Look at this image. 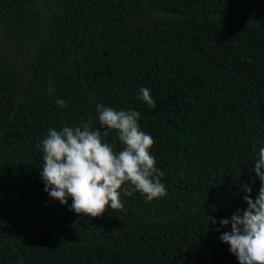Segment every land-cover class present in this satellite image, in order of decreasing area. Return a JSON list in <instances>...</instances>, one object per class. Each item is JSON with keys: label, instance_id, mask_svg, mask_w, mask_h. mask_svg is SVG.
Returning <instances> with one entry per match:
<instances>
[{"label": "trees", "instance_id": "1", "mask_svg": "<svg viewBox=\"0 0 264 264\" xmlns=\"http://www.w3.org/2000/svg\"><path fill=\"white\" fill-rule=\"evenodd\" d=\"M0 27L28 56L24 78L0 60V264H240L219 221L261 187L264 0H0ZM97 104L140 113L165 197L91 217L44 191L38 145Z\"/></svg>", "mask_w": 264, "mask_h": 264}, {"label": "clouds", "instance_id": "2", "mask_svg": "<svg viewBox=\"0 0 264 264\" xmlns=\"http://www.w3.org/2000/svg\"><path fill=\"white\" fill-rule=\"evenodd\" d=\"M137 99L155 108L150 90L141 86ZM61 107L66 101L57 99ZM99 128H93L89 120L81 126H63L60 130L49 128L41 141L43 163L40 176L44 191L61 204L73 203L69 210L77 214L98 217L110 205L111 210L123 208L120 190L124 195L140 192L146 201L165 197L167 191L160 177L163 172L156 167L150 154L153 138L140 129L136 110H116L96 105ZM103 129V132L101 131ZM116 130L122 150L116 151L112 144L102 142L103 137ZM264 148L255 160V173L261 181L258 194L253 198L251 187L244 185L247 193L243 199L246 209H237L231 218H222L219 223L231 225V230L219 237L228 244L240 264H264ZM123 186V187H122ZM209 222L216 223L214 217ZM219 230V229H217Z\"/></svg>", "mask_w": 264, "mask_h": 264}, {"label": "rangeland", "instance_id": "3", "mask_svg": "<svg viewBox=\"0 0 264 264\" xmlns=\"http://www.w3.org/2000/svg\"><path fill=\"white\" fill-rule=\"evenodd\" d=\"M143 22V18L136 19L135 22ZM17 34L9 35L0 27V60L3 64L15 66L20 72L22 78L27 76L28 56L25 54L23 43L20 42V37ZM21 36V35H20ZM10 37H15L16 42H12Z\"/></svg>", "mask_w": 264, "mask_h": 264}, {"label": "water", "instance_id": "4", "mask_svg": "<svg viewBox=\"0 0 264 264\" xmlns=\"http://www.w3.org/2000/svg\"><path fill=\"white\" fill-rule=\"evenodd\" d=\"M16 105H17V102L15 103L14 107H15ZM13 115H14V112L11 113L10 121H11ZM2 133H3V132H1L0 135H1ZM18 234H19V230L17 229L16 235H18ZM1 243H2V242H0V244H1Z\"/></svg>", "mask_w": 264, "mask_h": 264}]
</instances>
